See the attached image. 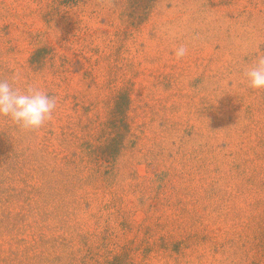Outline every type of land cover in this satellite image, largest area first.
<instances>
[{
	"label": "rangeland",
	"instance_id": "1",
	"mask_svg": "<svg viewBox=\"0 0 264 264\" xmlns=\"http://www.w3.org/2000/svg\"><path fill=\"white\" fill-rule=\"evenodd\" d=\"M179 45L187 54L175 56ZM264 0H0V264H264Z\"/></svg>",
	"mask_w": 264,
	"mask_h": 264
},
{
	"label": "clouds",
	"instance_id": "2",
	"mask_svg": "<svg viewBox=\"0 0 264 264\" xmlns=\"http://www.w3.org/2000/svg\"><path fill=\"white\" fill-rule=\"evenodd\" d=\"M187 52L185 45H179L174 54L182 58ZM244 76L248 88L264 91V58L248 65ZM56 107L55 98L39 87L22 90L0 79V119H7L15 127L25 132L39 131L50 121Z\"/></svg>",
	"mask_w": 264,
	"mask_h": 264
}]
</instances>
